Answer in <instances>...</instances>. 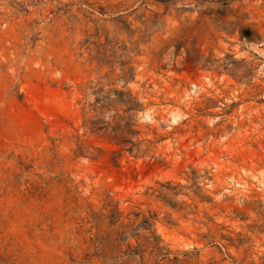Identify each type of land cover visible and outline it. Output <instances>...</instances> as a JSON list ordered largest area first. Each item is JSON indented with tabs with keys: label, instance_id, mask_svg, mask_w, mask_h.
<instances>
[{
	"label": "rangeland",
	"instance_id": "374dc122",
	"mask_svg": "<svg viewBox=\"0 0 264 264\" xmlns=\"http://www.w3.org/2000/svg\"><path fill=\"white\" fill-rule=\"evenodd\" d=\"M0 264H264V0H0Z\"/></svg>",
	"mask_w": 264,
	"mask_h": 264
}]
</instances>
